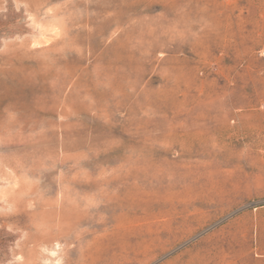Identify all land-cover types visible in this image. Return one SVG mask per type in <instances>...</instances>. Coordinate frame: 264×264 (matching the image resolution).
Returning a JSON list of instances; mask_svg holds the SVG:
<instances>
[{
  "label": "rangeland",
  "instance_id": "obj_1",
  "mask_svg": "<svg viewBox=\"0 0 264 264\" xmlns=\"http://www.w3.org/2000/svg\"><path fill=\"white\" fill-rule=\"evenodd\" d=\"M0 264H264V0H0Z\"/></svg>",
  "mask_w": 264,
  "mask_h": 264
}]
</instances>
